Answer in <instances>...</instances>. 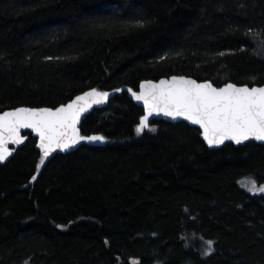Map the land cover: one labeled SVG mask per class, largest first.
I'll use <instances>...</instances> for the list:
<instances>
[{
	"label": "trees",
	"instance_id": "1",
	"mask_svg": "<svg viewBox=\"0 0 264 264\" xmlns=\"http://www.w3.org/2000/svg\"><path fill=\"white\" fill-rule=\"evenodd\" d=\"M262 41L264 0H0V112L173 74L263 85ZM143 114L118 93L80 126L104 146L42 165L27 133L0 162V264H264V194L239 185L264 183V144L213 149L184 121L138 135Z\"/></svg>",
	"mask_w": 264,
	"mask_h": 264
},
{
	"label": "snow or ice",
	"instance_id": "2",
	"mask_svg": "<svg viewBox=\"0 0 264 264\" xmlns=\"http://www.w3.org/2000/svg\"><path fill=\"white\" fill-rule=\"evenodd\" d=\"M261 47L264 48V41ZM128 92L142 102L145 109L135 129L138 135L145 129L155 131L149 126V117L162 113L173 120L183 118L198 125L210 148L223 145L225 141H234L237 145L253 140L264 142V87L233 83L216 87L209 81L172 76L158 82L143 81L139 91L129 88ZM108 96V92L93 88L55 109L18 107L0 112V162L12 155L10 143H23L21 129H31L38 135V146L43 152L41 165L57 149L66 152L81 142H106L104 135H82L78 125L84 113L106 101ZM246 186L253 195L264 193V185L258 186L255 179L248 180ZM213 243L206 241L202 255L212 254Z\"/></svg>",
	"mask_w": 264,
	"mask_h": 264
},
{
	"label": "water",
	"instance_id": "3",
	"mask_svg": "<svg viewBox=\"0 0 264 264\" xmlns=\"http://www.w3.org/2000/svg\"><path fill=\"white\" fill-rule=\"evenodd\" d=\"M172 76H184V77H186V78H192V79H196L198 82H204V81H209V82H211V83H213L211 80H199V79H197V78H194V77H192V76H188V75H176V74H173V75H170V76H165V77H161V78H159V79H146V80H143V81H148V80H151V81H153V82H158L160 79H170ZM142 81V82H143ZM227 83H233V84H235V85H237V86H244V85H247V86H249V87H264V84L263 85H248V84H237V83H234V82H227ZM141 84V83H140ZM226 83H224L223 85H220V86H217V85H215L214 83H213V85L214 86H216V87H222V86H224ZM130 87H127V86H125V87H121V88H116V89H120V91H116V89H112V90H106V92H108L109 93V96H108V99L106 100V101H104L103 103H101V104H98V105H93L92 106V108H90L86 113H84L83 115H82V117H81V122H80V124L78 125V127L80 128V126H81V124H82V122H83V120L85 119V117L89 114V113H91L92 111H94L95 109H98V108H103V107H105V106H107L108 105V103H109V101L112 99V98H114L118 93H121V92H127V94H128V96L130 97V99H132L138 106H140V107H142L143 109H144V107H143V103L142 102H140V101H136L132 96H131V93L130 92H128V89H129ZM91 89H93V88H90V89H88V90H86V91H84V92H82V93H80V94H78V95H82L83 93H85V92H87V91H89V90H91ZM95 89H97V88H95ZM132 89V88H131ZM97 90H99V91H103V90H100V89H97ZM133 91H139V87H138V89L136 90V89H132ZM78 95H76V96H78ZM75 96V97H76ZM74 97V98H75ZM73 98V99H74ZM73 99H71V100H73ZM70 100V101H71ZM70 101H68L67 103H69ZM67 103H65V104H67ZM61 105H64V104H61ZM61 105H59V106H61ZM59 106H57V107H59ZM19 107H30V106H19ZM45 107H47V108H52V109H55L56 107H48V106H42V107H31V108H45ZM15 108H18V107H15ZM15 108H9V109H6V110H11V109H15ZM5 111V110H4ZM3 112V111H2ZM143 115H145V109H144V114ZM142 115V116H143ZM157 120H165V121H169V122H174V123H178V122H182V121H184V122H187L188 124H190V125H192L191 124V122H189V121H185V120H183V118H179V119H176V120H173V119H171L170 117H166V116H164L162 113L161 114H153V116H151V117H149V126H151V124L154 122V121H157ZM192 126H195V127H198L199 128V126L198 125H192ZM148 129H145V131H147ZM201 130V129H200ZM80 131H81V128H80ZM144 131V132H145ZM143 132V133H144ZM201 132H202V130H201ZM27 133H30L33 137H35L36 139H37V142H36V148L40 151V153L43 155V152H42V150L39 148V137H38V135L34 132V131H32L31 129H21V136L24 138V141H23V143L22 144H19V145H16V144H9L8 145V147H9V149L10 150H12V155L11 156H9L8 157V159H6L5 161H2V162H8L9 160H10V158L15 154V152H16V150L17 149H19V148H21V147H23L25 144H26V142L28 141V139H29V135L27 134ZM81 134H82V132H81ZM94 134H100V135H103L102 133H93V134H90V135H94ZM82 135H85V134H82ZM201 136H202V134H201ZM202 139H203V136H202ZM204 140V139H203ZM254 141V140H253ZM247 142H250V141H246V142H243V143H241V144H239V145H244L245 143H247ZM254 142H258V143H262V144H264V142H261V141H254ZM205 143L207 144V142L205 141ZM227 143H233L234 145H236V146H239V145H237L234 141H225V143L223 144V145H220V146H217V147H211V148H213V149H217V148H221V147H223L225 144H227ZM106 144V142H104V143H99V142H97V143H89V142H81L80 144H78V145H76L74 148H72V149H70V150H68V151H61V150H59V149H57L55 152H53L47 159H45V161L44 162H47V161H49V159H51L52 157H54L55 155H57V154H67V153H70V152H73V151H76L78 148H80L82 145H91V146H104ZM208 146V145H207ZM209 147V146H208Z\"/></svg>",
	"mask_w": 264,
	"mask_h": 264
},
{
	"label": "rangeland",
	"instance_id": "4",
	"mask_svg": "<svg viewBox=\"0 0 264 264\" xmlns=\"http://www.w3.org/2000/svg\"><path fill=\"white\" fill-rule=\"evenodd\" d=\"M250 179H254L253 177H246V178H242V179H240L239 180V185L242 187V188H244L246 191H248L247 190V186H246V182L248 181V180H250ZM256 181V180H255ZM257 182V181H256ZM257 185L258 186H260V185H264V183H258L257 182ZM249 192V191H248ZM251 193V192H250ZM258 194H264V193H258Z\"/></svg>",
	"mask_w": 264,
	"mask_h": 264
}]
</instances>
